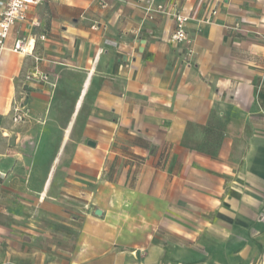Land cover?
<instances>
[{"label":"crops","instance_id":"crops-1","mask_svg":"<svg viewBox=\"0 0 264 264\" xmlns=\"http://www.w3.org/2000/svg\"><path fill=\"white\" fill-rule=\"evenodd\" d=\"M171 1L189 60L135 0H44L11 27L0 264H264V0Z\"/></svg>","mask_w":264,"mask_h":264},{"label":"built area","instance_id":"built-area-1","mask_svg":"<svg viewBox=\"0 0 264 264\" xmlns=\"http://www.w3.org/2000/svg\"><path fill=\"white\" fill-rule=\"evenodd\" d=\"M44 0H3L0 2L3 9L0 11V56L1 53L8 49L5 46V40L8 37L11 27L18 21L25 19L26 11L29 7L41 4ZM108 0H97L101 8L107 6ZM135 5L140 7L148 19H153L156 15H165L174 20V29L170 34L169 41L180 44L184 47L185 59H190L195 50L193 47V38L187 31V23L190 19L188 14L181 12L171 0H135ZM216 14V10H212ZM209 21V20H206ZM33 46L29 40H16L9 50L31 54ZM28 78H37L46 80V75L37 72L29 74ZM13 120L21 121L27 112L24 104L21 102L13 108Z\"/></svg>","mask_w":264,"mask_h":264},{"label":"rangeland","instance_id":"rangeland-1","mask_svg":"<svg viewBox=\"0 0 264 264\" xmlns=\"http://www.w3.org/2000/svg\"><path fill=\"white\" fill-rule=\"evenodd\" d=\"M2 180V179H0ZM5 186L7 187H15L18 185L19 181L18 179H14L13 177H4Z\"/></svg>","mask_w":264,"mask_h":264}]
</instances>
